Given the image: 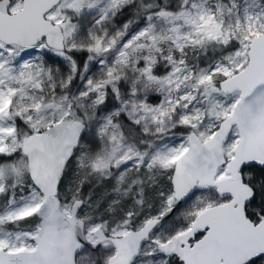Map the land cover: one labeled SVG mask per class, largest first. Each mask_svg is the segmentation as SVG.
<instances>
[{"label": "snow or ice", "instance_id": "snow-or-ice-1", "mask_svg": "<svg viewBox=\"0 0 264 264\" xmlns=\"http://www.w3.org/2000/svg\"><path fill=\"white\" fill-rule=\"evenodd\" d=\"M0 264H264V0H0Z\"/></svg>", "mask_w": 264, "mask_h": 264}]
</instances>
